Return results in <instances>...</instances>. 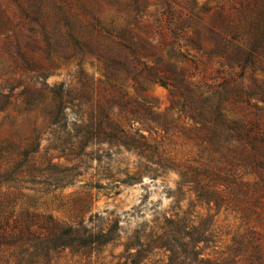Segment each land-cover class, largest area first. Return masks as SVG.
Instances as JSON below:
<instances>
[{"label":"trees","instance_id":"1","mask_svg":"<svg viewBox=\"0 0 264 264\" xmlns=\"http://www.w3.org/2000/svg\"><path fill=\"white\" fill-rule=\"evenodd\" d=\"M160 1L162 15L170 18V28L161 31L165 38L162 45L145 43L157 51L154 55L142 50L141 36L131 34L148 25L140 20L147 5L142 6L141 0H126L118 12L123 23L114 39L117 58L113 67L103 73L104 79L90 78L82 68L81 73L89 81L88 89L94 92L105 90L107 81H115L118 84L113 86L120 96H128L122 90L127 83L142 94L146 86L140 76L147 73L154 82L172 85L185 97L184 103H189L197 121L195 135L202 153L191 164L172 168L180 177L176 212L165 214L148 229L141 225L126 234L118 219L101 216L98 221L89 218L68 222L41 208L37 192L72 183L79 174L76 169L95 151L135 155L137 162L125 169L126 178L121 180L129 184L142 180L145 173L164 171L161 161L172 157L143 128L134 126L138 120H123L100 100H94L83 118L81 108L89 100L74 103L65 81L51 88L50 103H45L43 90L49 87L50 68L48 64H37L17 43L15 53L0 52V113L8 116L18 98L26 95L20 111L32 115L41 109L44 116L41 123L40 118L32 116L33 128L24 137H0V264H264V110L255 104L256 113L249 116L228 108L231 102L249 105L252 97L264 102V83L256 77L264 70V0H232L229 11L215 14L209 30L221 36L224 43L209 52L207 60L220 58L226 74L221 82L203 91L183 88L188 68L182 65L177 70V64L198 62L176 53L182 46L176 48L172 39L168 40L176 36L175 27L184 36L187 22L197 18L193 12L197 1ZM21 2L20 10L28 23L38 28L48 47V63L55 57L62 63L79 59L81 64L85 52L81 55L69 49L70 36L74 44L78 41L75 30H64L59 21L53 22L43 7L44 0ZM4 18L0 13V25ZM5 38L10 35L6 33ZM153 58L162 63L150 65ZM25 74L29 80L26 84ZM247 76L257 92L245 90L242 80ZM50 139L51 144L43 145ZM185 189L209 209L224 207L235 215L231 238H219L213 214L209 212L202 218L192 214V200L181 204L187 199ZM118 245L123 249L116 253ZM211 247L212 251L206 253L205 249ZM155 249L165 251L164 260H154Z\"/></svg>","mask_w":264,"mask_h":264},{"label":"rangeland","instance_id":"2","mask_svg":"<svg viewBox=\"0 0 264 264\" xmlns=\"http://www.w3.org/2000/svg\"><path fill=\"white\" fill-rule=\"evenodd\" d=\"M196 1L197 5L193 12L197 18L187 22L188 28L183 37L175 27L173 30H177L176 36L168 40L172 39L171 43L173 42L176 48L182 46L181 51L176 49V53H182L187 58L194 57L198 62L197 65L193 62H191L193 65L182 62L177 64V70H180L182 65L188 68L182 81L183 88L203 91L221 82L226 74V69L219 63L220 58L207 60V54L224 43L221 36H216L209 30V25L218 11L231 9L232 0ZM125 2L126 0H44L43 7L52 16L53 22L59 21L64 30L68 31L70 27L75 30L77 45L69 35V49L81 55L85 52V58L79 64V59L62 63L55 57L48 63V47L40 37L38 28L29 24L20 10L21 0H0V13L5 16L0 25V52L15 53L14 46L18 43L21 51L27 52L37 64H48L49 87L43 90V95L46 96L45 103H50L51 88L65 81L69 85V97L74 103H78L80 99L83 102L89 100L82 105L83 118L87 117L94 100H100L123 120H128L129 123L138 120L134 126L143 128L153 142L156 143L157 140L159 144H156L172 157L161 161V165L166 167L164 171L161 169L156 173H145L142 180L129 184L121 180L126 178L125 169L137 162L138 158L135 155L125 151L121 154H114L108 150L95 151L84 158L86 163H83V166L76 169L79 174L72 183L49 192H37V196L41 198L39 202L41 208L63 220L77 222L92 218L98 221L101 216L110 217L120 220L126 234H130L141 225L148 229L162 220L165 214L176 212V188L180 177L172 168L191 164L194 159H199L202 148L198 150V139L195 135L197 121L193 117L189 103H184L185 97L176 92L174 86L154 82L147 73H144L140 76V80L146 86L142 94L127 83L122 90L128 96H120L113 86L118 84L115 81H107L103 85L105 90L99 88L94 92L88 89L89 81L81 73V68L88 77L94 79H104L103 73L111 70L113 61L117 58L114 39L123 23V19H118V12ZM141 5L147 7L140 13V20L148 25L141 30H134L131 34L141 36V40L144 41L142 50L146 54L154 55L157 51L145 43L162 45L165 38L161 31H168L170 26L167 23L170 18L162 15L163 7L160 0H141ZM6 33L10 38H5ZM184 44L186 46H183ZM154 63L161 64L162 61L157 58L150 59L149 64ZM262 67L264 68V63ZM27 76L24 75V84L29 82ZM256 77L263 84L264 70L259 71ZM179 79L177 75V83ZM242 85L248 92H257L252 79L248 76L242 80ZM21 89L22 86L16 89L15 93H19ZM25 97L26 95H21L18 98L17 104L10 109L8 116L0 113V137L10 134L18 138L26 136L33 128V117L40 118L41 123L44 116L41 109L33 111L32 115L20 111L25 106ZM117 102L121 106H118ZM249 103L247 105L245 102H231L228 108L235 114L249 116L256 113L255 104L264 110V102L254 97L250 98ZM74 116L75 114L70 115ZM50 140L43 141V145L51 144L52 139ZM98 156H102L101 161L93 159ZM149 165L160 168L155 163ZM184 192L187 199L181 201L182 205L192 200L195 204L192 209L193 215L199 214L205 218L207 213L213 214L220 230L219 238L224 241L231 238L236 219L230 210H225L224 207L221 210L209 209L210 207L205 202L198 201L192 192L186 189ZM212 248L205 249V252H211ZM122 249L123 246L118 245L115 252L118 253ZM164 257V250L155 249L154 260L160 262Z\"/></svg>","mask_w":264,"mask_h":264}]
</instances>
